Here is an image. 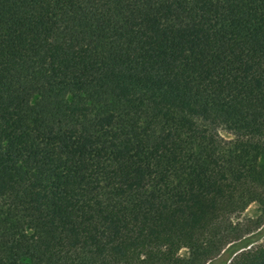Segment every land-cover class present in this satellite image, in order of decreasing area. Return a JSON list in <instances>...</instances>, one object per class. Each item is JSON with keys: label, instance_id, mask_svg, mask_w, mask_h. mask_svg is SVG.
<instances>
[{"label": "trees", "instance_id": "16d2710c", "mask_svg": "<svg viewBox=\"0 0 264 264\" xmlns=\"http://www.w3.org/2000/svg\"><path fill=\"white\" fill-rule=\"evenodd\" d=\"M253 202L264 0H0V264H264Z\"/></svg>", "mask_w": 264, "mask_h": 264}, {"label": "rangeland", "instance_id": "374dc122", "mask_svg": "<svg viewBox=\"0 0 264 264\" xmlns=\"http://www.w3.org/2000/svg\"><path fill=\"white\" fill-rule=\"evenodd\" d=\"M233 220L235 223H240L243 228L252 231L246 237L255 239V241L247 249H255L264 244V212L258 202L251 203L241 215L234 217ZM180 254L187 256V249H182ZM233 257L227 249L208 264H230Z\"/></svg>", "mask_w": 264, "mask_h": 264}]
</instances>
